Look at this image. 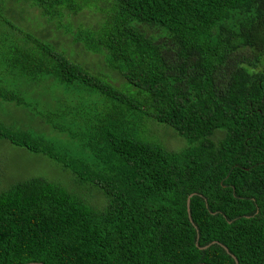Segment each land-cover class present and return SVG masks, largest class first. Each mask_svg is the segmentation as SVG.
Listing matches in <instances>:
<instances>
[{
    "label": "trees",
    "instance_id": "1",
    "mask_svg": "<svg viewBox=\"0 0 264 264\" xmlns=\"http://www.w3.org/2000/svg\"><path fill=\"white\" fill-rule=\"evenodd\" d=\"M85 10L89 30L72 19ZM70 20L105 69L51 40ZM45 87L58 93L42 104ZM0 101L57 132L0 122V139L78 188L0 191V264H264V0H0Z\"/></svg>",
    "mask_w": 264,
    "mask_h": 264
},
{
    "label": "rangeland",
    "instance_id": "2",
    "mask_svg": "<svg viewBox=\"0 0 264 264\" xmlns=\"http://www.w3.org/2000/svg\"><path fill=\"white\" fill-rule=\"evenodd\" d=\"M100 4L101 2H98V5ZM66 14L68 18L73 16L72 13ZM35 15L36 12L32 11L29 17L34 20ZM93 17H99L98 13H92L89 10H85L82 11L77 17H72V19H81V25L85 27L84 29L89 30V28H92L91 24H95L99 21L95 20ZM32 24L36 23L32 21ZM39 25L41 27H45L44 25H42V22ZM56 25H58L59 28L58 26H55V28L50 26L53 29H51L50 27H45V29H47V31L48 29L50 30L52 36V39H50L59 44L57 47L59 50L64 51V53L66 51L67 54H65L68 57L69 54L73 53V57H75L79 63L84 65L86 68H91L92 71L97 70V65L99 68L105 69L103 67L102 61L98 60V56L92 55V53H86V51L84 50L83 42H81L79 45L75 44V42L73 41V37L79 32H76L77 30L73 28V21H63L62 24L56 23ZM68 29L70 31L74 29V32L70 33ZM79 30L80 29H78V31ZM48 36H50L49 33ZM82 37H84V35ZM86 37H88V35ZM50 39L47 38L45 40L51 44H54V42H52ZM105 72L107 76L111 77L112 81L116 85H120L119 88L124 91H129L127 87L128 85L124 79V81L120 80V78L117 79V77L114 76V73H112L110 70H105ZM33 85L35 84L29 81V87ZM45 88L46 90H43L41 88L37 90V93H45L42 104L48 103L49 99H52L58 93V90L56 88L52 90L49 87ZM32 90L33 89H31V91ZM95 96L97 97L89 98L87 100L83 99V104L89 106L91 104H93L94 106L104 105L105 98L103 97V95L96 94ZM37 113V107H34L33 110H28L25 108L21 109L17 108L13 104L0 101V122L3 125L10 126L14 129L27 128L30 131L42 134L46 137H49L50 135L51 137H55L57 132H53L51 125H39L37 123L38 119H35ZM50 114L52 115V112ZM157 133L160 135L161 142L164 143V145L169 150H180L185 145L184 140L179 136H173V131H171L170 129L162 128ZM67 174V170H64L60 164L49 159L47 156L33 153L23 147L14 145L5 139H0V191H5L11 186L33 177H43L49 181L58 182L59 184L65 186V188H67L69 191H77L78 188H76L73 182L69 184V182H71V179L73 180V178Z\"/></svg>",
    "mask_w": 264,
    "mask_h": 264
},
{
    "label": "water",
    "instance_id": "3",
    "mask_svg": "<svg viewBox=\"0 0 264 264\" xmlns=\"http://www.w3.org/2000/svg\"><path fill=\"white\" fill-rule=\"evenodd\" d=\"M191 196L192 195H190L188 198H187V210H188V214H190V198H191ZM205 248V247H204ZM227 250V249H226ZM233 258L235 259V261H236V264H238V262H237V260H236V258H235V256H233ZM25 264H45V263H43V262H29V263H25ZM201 264H203V263H201Z\"/></svg>",
    "mask_w": 264,
    "mask_h": 264
},
{
    "label": "clouds",
    "instance_id": "4",
    "mask_svg": "<svg viewBox=\"0 0 264 264\" xmlns=\"http://www.w3.org/2000/svg\"><path fill=\"white\" fill-rule=\"evenodd\" d=\"M34 153V152H33Z\"/></svg>",
    "mask_w": 264,
    "mask_h": 264
}]
</instances>
